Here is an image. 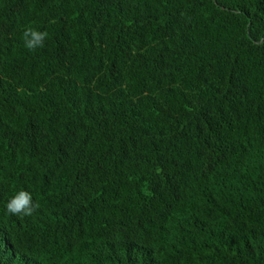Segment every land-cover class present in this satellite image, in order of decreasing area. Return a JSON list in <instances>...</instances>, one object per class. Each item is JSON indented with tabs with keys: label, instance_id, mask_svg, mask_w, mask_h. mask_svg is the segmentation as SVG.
Wrapping results in <instances>:
<instances>
[{
	"label": "trees",
	"instance_id": "1",
	"mask_svg": "<svg viewBox=\"0 0 264 264\" xmlns=\"http://www.w3.org/2000/svg\"><path fill=\"white\" fill-rule=\"evenodd\" d=\"M0 264H264V0H0Z\"/></svg>",
	"mask_w": 264,
	"mask_h": 264
},
{
	"label": "clouds",
	"instance_id": "2",
	"mask_svg": "<svg viewBox=\"0 0 264 264\" xmlns=\"http://www.w3.org/2000/svg\"><path fill=\"white\" fill-rule=\"evenodd\" d=\"M24 46L29 50L43 48L48 37L47 31H40L32 26L23 30ZM40 205L33 202L32 194L28 191H18L6 204L8 214L28 217L32 216Z\"/></svg>",
	"mask_w": 264,
	"mask_h": 264
}]
</instances>
